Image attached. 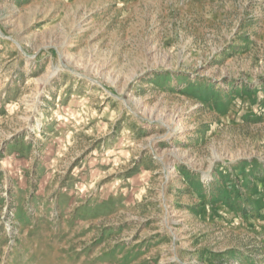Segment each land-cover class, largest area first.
Returning <instances> with one entry per match:
<instances>
[{
	"label": "rangeland",
	"instance_id": "374dc122",
	"mask_svg": "<svg viewBox=\"0 0 264 264\" xmlns=\"http://www.w3.org/2000/svg\"><path fill=\"white\" fill-rule=\"evenodd\" d=\"M0 264H264V0H0Z\"/></svg>",
	"mask_w": 264,
	"mask_h": 264
}]
</instances>
